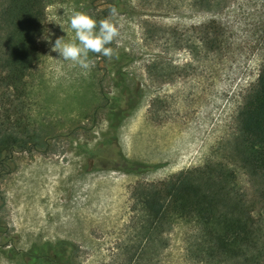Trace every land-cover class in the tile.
I'll return each instance as SVG.
<instances>
[{"label":"rangeland","instance_id":"374dc122","mask_svg":"<svg viewBox=\"0 0 264 264\" xmlns=\"http://www.w3.org/2000/svg\"><path fill=\"white\" fill-rule=\"evenodd\" d=\"M112 7L123 25L109 45L116 56L90 52L85 76L51 51L45 36L75 40L74 12L99 21ZM213 20L222 45L207 53L201 38ZM38 46L23 87L8 97L1 89L0 123L21 121L32 138L0 164V264H197L188 255L195 225L177 222L160 252L132 222V195L139 182L230 156L264 64V0H61L47 6ZM145 164L158 167L117 168ZM233 168L237 192L264 220L258 180Z\"/></svg>","mask_w":264,"mask_h":264},{"label":"trees","instance_id":"16d2710c","mask_svg":"<svg viewBox=\"0 0 264 264\" xmlns=\"http://www.w3.org/2000/svg\"><path fill=\"white\" fill-rule=\"evenodd\" d=\"M57 1L61 0H6L1 6L0 102L11 89L23 87L39 60L38 39L44 33L46 8ZM213 1L194 0V4L210 5ZM221 31L216 20L204 25L201 41L207 53L221 48ZM1 89L7 92L2 95ZM238 116V133L227 160L184 170L166 180L136 185L132 222L147 245L154 244L163 252L169 245V232L177 222L184 221L196 227L188 247V255L195 263L263 264L264 220L237 192L233 166L239 165L258 180L264 199V64L257 81L245 94ZM21 123H12L7 115L2 116L0 164L15 150H30L32 137L20 135ZM122 158L129 163L125 155ZM156 167L145 164L138 170L129 166L117 168L141 173Z\"/></svg>","mask_w":264,"mask_h":264},{"label":"clouds","instance_id":"9594fccd","mask_svg":"<svg viewBox=\"0 0 264 264\" xmlns=\"http://www.w3.org/2000/svg\"><path fill=\"white\" fill-rule=\"evenodd\" d=\"M60 26L63 28V25ZM70 26L75 31V40L72 42H65L63 37L56 38L54 43L50 36H45V39L51 44L52 52L85 70V76L93 66L89 60L90 52L109 59L117 55L109 46L120 37L123 27L115 7L109 10L108 18L99 21L89 13L74 12L70 17Z\"/></svg>","mask_w":264,"mask_h":264},{"label":"flooded vegetation","instance_id":"af4514ba","mask_svg":"<svg viewBox=\"0 0 264 264\" xmlns=\"http://www.w3.org/2000/svg\"><path fill=\"white\" fill-rule=\"evenodd\" d=\"M109 166H112V167H113L114 165H113V163L111 162V163L109 164ZM61 243H62V242H61ZM33 252H34V251L32 250V251L29 253V257L33 254ZM27 254H28V253H27ZM52 261H53V264H58L56 259H53Z\"/></svg>","mask_w":264,"mask_h":264},{"label":"bare ground","instance_id":"6f19581e","mask_svg":"<svg viewBox=\"0 0 264 264\" xmlns=\"http://www.w3.org/2000/svg\"><path fill=\"white\" fill-rule=\"evenodd\" d=\"M124 134H125V133H124ZM128 134H130V133H128ZM129 141H130V140H129ZM130 142H131V141H130ZM128 146H129V145H128ZM125 148H126V147H125ZM128 148H129V147H128ZM174 166H175V165H174ZM170 170H171V169H170ZM170 170H169V171H170ZM166 172H167V170H166ZM166 172H165V173H166ZM167 173H168V172H167ZM118 178H119V177H118ZM123 180H124V179H123Z\"/></svg>","mask_w":264,"mask_h":264}]
</instances>
